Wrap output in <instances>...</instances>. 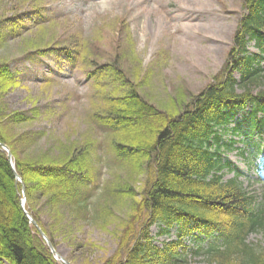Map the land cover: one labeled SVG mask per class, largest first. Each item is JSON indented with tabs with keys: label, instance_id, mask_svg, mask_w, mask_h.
<instances>
[{
	"label": "trees",
	"instance_id": "obj_1",
	"mask_svg": "<svg viewBox=\"0 0 264 264\" xmlns=\"http://www.w3.org/2000/svg\"><path fill=\"white\" fill-rule=\"evenodd\" d=\"M243 4L247 13L240 20L221 79L196 95L186 89L170 108H158L148 100L117 60L88 72L87 77L96 80L97 86L107 78L115 86L99 95L100 106L91 118L114 132L117 156L123 165L131 163L137 177L143 178L141 189L128 184L108 187L117 200L129 203V211L117 221L114 205L100 207L98 226L106 229L113 217L117 240L115 253L101 264H191L196 257L205 264H264V245L247 240L251 233H260L264 239V193L259 201L250 194L239 178L241 172L224 155L234 148L233 141L227 143L223 138L228 125L247 105L251 110L245 125L238 122L233 132L253 136L250 143L258 154L264 142V91L254 93L264 83V0H243ZM15 20L8 19L7 25L0 20V43ZM250 40L256 41L260 53H248ZM29 46L42 48L33 43ZM78 48L55 51H62L74 64ZM3 59L0 141L13 154L15 170L25 187L26 210L56 248L55 234L71 229L69 220L78 221L90 208L87 203L97 169L91 161L92 143L83 139L59 142L53 153H27L45 134L28 126L42 112L36 106L25 111L7 106L4 97L19 81ZM235 70L240 72L239 80ZM231 171L235 175L225 179ZM21 198L22 185L0 148V262L61 264L30 223ZM153 225L161 226L160 235L177 226L178 239L156 245L150 234ZM194 233L197 244L180 247L182 237ZM88 245L99 247L91 241Z\"/></svg>",
	"mask_w": 264,
	"mask_h": 264
},
{
	"label": "rangeland",
	"instance_id": "obj_2",
	"mask_svg": "<svg viewBox=\"0 0 264 264\" xmlns=\"http://www.w3.org/2000/svg\"><path fill=\"white\" fill-rule=\"evenodd\" d=\"M244 14L243 0H0L1 24L16 19L0 43V62L5 58L19 81L4 101L11 110L36 106L42 112L28 126L45 134L37 147L25 151L36 156L55 152L59 142L92 143L91 161L97 169L87 203L90 208L78 221L69 220L71 229L55 234L59 256L72 264H101L113 255L117 248L113 217L101 229L96 215L100 207L114 205L119 221L129 211V203L117 200L109 185L141 189L143 182L132 164L123 165L116 155L114 132L91 118L100 106L99 95L115 88L113 81L101 79L102 86H97L88 72L117 60L148 100L158 108H170L186 89L196 95L221 79ZM31 43L42 50L33 49ZM67 47H79L74 64L62 52ZM229 156L246 168L238 154ZM245 185L257 195L262 193L260 183ZM159 231L158 225L150 229L156 245L177 239L176 227L166 235ZM248 240L263 242L258 234ZM90 241L99 247L87 246ZM184 241L192 247L194 238L186 235ZM191 264L205 263L196 257Z\"/></svg>",
	"mask_w": 264,
	"mask_h": 264
},
{
	"label": "water",
	"instance_id": "obj_3",
	"mask_svg": "<svg viewBox=\"0 0 264 264\" xmlns=\"http://www.w3.org/2000/svg\"><path fill=\"white\" fill-rule=\"evenodd\" d=\"M0 146H1L3 149H5V150L7 151V153H8V157H9V159L11 160V159H12V153H11L9 147H8L6 144L1 143V142H0ZM30 220H31V222L36 226V228L38 229V231L40 232V234L44 237V239L47 241V243H48V245L50 246V248L53 250V247H52L51 242L49 241V239H48V237L46 236V234L42 231V229L40 228V226H39V225L36 223V221L33 220L32 218H30Z\"/></svg>",
	"mask_w": 264,
	"mask_h": 264
},
{
	"label": "bare ground",
	"instance_id": "obj_4",
	"mask_svg": "<svg viewBox=\"0 0 264 264\" xmlns=\"http://www.w3.org/2000/svg\"><path fill=\"white\" fill-rule=\"evenodd\" d=\"M1 143H3V142H1Z\"/></svg>",
	"mask_w": 264,
	"mask_h": 264
}]
</instances>
